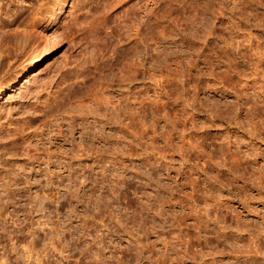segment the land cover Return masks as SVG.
Segmentation results:
<instances>
[{
	"label": "rangeland",
	"instance_id": "1",
	"mask_svg": "<svg viewBox=\"0 0 264 264\" xmlns=\"http://www.w3.org/2000/svg\"><path fill=\"white\" fill-rule=\"evenodd\" d=\"M0 89V264H264V0H0Z\"/></svg>",
	"mask_w": 264,
	"mask_h": 264
},
{
	"label": "bare ground",
	"instance_id": "2",
	"mask_svg": "<svg viewBox=\"0 0 264 264\" xmlns=\"http://www.w3.org/2000/svg\"><path fill=\"white\" fill-rule=\"evenodd\" d=\"M41 18H42V20H41V27H42V30L44 31V34H43V37L42 38L44 39L43 42L46 45V48H44V50L42 52L38 53L37 55H35L34 57L30 58V60L27 61V69H26V71H24L20 75V77L16 81V83H15L16 88H19L22 85V83H24V81L27 78H29L30 73H33L35 71V69H36V67H37V65L39 64L40 61H42L46 57H49V56L55 54L56 51H57V44H58L60 35L58 34V31L55 28V19H54V16H53V14L51 12H48V13L44 14ZM4 91L5 90H1L0 89V97L3 95V92ZM227 151H229V150H227ZM229 152H227V153H229ZM232 154H233V152H232ZM226 157H227V155H226ZM229 157H232V155L230 156V153H229ZM228 160H231V158L228 159ZM232 160H233V157H232ZM236 160H238V159H236ZM239 160H238V162L235 161V160L233 162L239 164L240 163ZM55 236H56L55 238L58 237L57 232H56V235Z\"/></svg>",
	"mask_w": 264,
	"mask_h": 264
}]
</instances>
